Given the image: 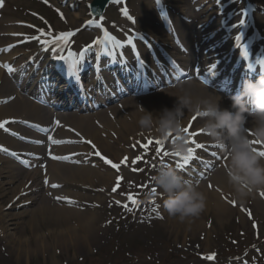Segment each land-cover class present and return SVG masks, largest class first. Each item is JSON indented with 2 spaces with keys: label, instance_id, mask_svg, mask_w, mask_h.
Instances as JSON below:
<instances>
[{
  "label": "rangeland",
  "instance_id": "obj_1",
  "mask_svg": "<svg viewBox=\"0 0 264 264\" xmlns=\"http://www.w3.org/2000/svg\"><path fill=\"white\" fill-rule=\"evenodd\" d=\"M137 1L130 0L131 8L135 13L139 5ZM38 3L35 0H7L8 7L3 16L5 20L12 17L17 22L26 21L43 26L45 24L42 21L38 22L33 18V13L44 18H49L52 13L55 17L56 12L53 9L54 6L58 8L59 5L55 2V5L49 7L48 11ZM59 9L63 8L59 6ZM74 15L66 12V21L57 18L55 22L54 20L50 21L54 22L51 27L57 33L76 28L77 25H71ZM110 15L115 20L119 19L116 14ZM17 30L22 34H27L30 31L21 27ZM90 40V35L87 33L81 37L82 44ZM32 47L40 50L44 48V45L35 42ZM108 179L110 181L102 182V185L95 183V188L91 189V194L88 196H93L92 199H96L93 201L95 204L82 207L83 212L93 213L96 220L95 228H98L97 235H94L89 242H84L83 237L79 238V241L75 240L72 244L66 242L71 237L65 236L64 230L67 226H71L70 222L74 221L67 220L63 224L49 215L45 219L36 215V219L33 220L34 216L30 213L18 226H11L12 223L15 224L12 222L13 220L10 221L7 218L9 221L3 224L6 236L3 233L0 234V264H151L152 260L154 264H164L168 252L173 254L189 253L193 257L199 255L200 258H203L202 262L206 264H225L222 260L228 258H234V264H242L245 260H253V257L256 258L255 264H264V212L261 211V206L255 204L254 201L248 200L241 209H234V212H231L224 220L216 216L215 208H211L209 214L202 212L198 217L192 219V221L195 219L202 221V227L200 226V230L195 234L192 231V221L188 227L177 218H172L173 223L176 221L177 224L169 223L168 217L159 212L160 207L156 205H146L140 209L136 223L135 216L131 218L132 213H127L123 206L124 203L117 204L119 201L117 196L124 199L126 195L135 192L139 187L138 182L136 180L132 183L124 181L127 187L113 192V187L117 186V179ZM214 185L217 186L216 183ZM10 198L11 195L1 198L0 207H5ZM153 208H157L159 216H162L163 219L157 217V213L152 211ZM3 213L7 214L8 212ZM185 226L186 228H184ZM59 233L65 237L66 243H55L54 240ZM76 234L81 235L78 232ZM233 235L234 237L238 236L243 243L238 246L232 245V247L229 238ZM19 239L23 240L25 251L28 249L27 253L18 251L17 242ZM54 244L56 245L55 251L41 248L42 245L50 248ZM243 245L245 246L243 247ZM257 249H259L258 252ZM143 250L152 251V256L149 254L150 257L145 259ZM210 254H215V258L206 259ZM194 263L200 264V261L195 259ZM178 264H189V262L182 259Z\"/></svg>",
  "mask_w": 264,
  "mask_h": 264
},
{
  "label": "bare ground",
  "instance_id": "obj_2",
  "mask_svg": "<svg viewBox=\"0 0 264 264\" xmlns=\"http://www.w3.org/2000/svg\"><path fill=\"white\" fill-rule=\"evenodd\" d=\"M142 1L141 3V9H140V25L141 28L149 26L148 18L153 15V8L151 4L148 2V0H140ZM202 1V3H204ZM184 3L181 1H176L174 7V13L177 14L178 9H188L189 6H187V3L184 7H180L179 5H183ZM211 9V8H210ZM209 9V10H210ZM85 14L82 16L80 15H75L74 16V21L71 22V24L77 25L75 26L76 28L79 27L81 19L84 21L86 18L84 16L88 15L87 9H84ZM152 20V17L150 18ZM7 26H10L8 23ZM142 28V30H143ZM150 28V27H149ZM147 29V28H145ZM181 33L183 36V39L188 43H192V39L190 36L186 35V33L192 32L193 31V24L190 25H182L180 27ZM0 30V34L6 33L5 35L9 36L11 33L15 31H11V29L8 28V30ZM196 32V31H195ZM12 44L11 41L8 39L5 41L0 42V47H4L8 44ZM51 49V48H49ZM136 63V62H135ZM17 69V68H15ZM0 81L2 82L1 87H6V90H2L0 88V99H3L2 106L0 108V117H9L13 116L16 117L19 114H32L31 120L32 121H39L40 119V114L44 113L43 110L37 108L36 106L28 103L24 99H21L20 97L17 98L13 103H11V99L9 97L14 96L15 93L13 94L12 91H10V87L7 86V81L4 78V74L0 70ZM189 91L192 93L194 96H201V95H206L205 91L200 89L197 85L195 84H190ZM187 86V85H186ZM10 91V92H9ZM175 91V90H174ZM168 92H173V91H168ZM175 98L170 97L169 95L166 94H161L158 96L151 97L149 99L145 100V109L149 111H154L155 115H159L157 110H162L164 107L171 108V101L174 103ZM162 101H167L168 104L163 105L160 102ZM135 105L134 101L129 102V106L126 107V110L130 107L132 110V115H123L119 112L115 113L118 116V123L121 128L120 131H118L119 136L117 139H114V126L117 125V123H105L104 120H107V116L104 113H98L95 118L102 121L106 125L103 126V130L105 132H102L103 130H99L98 128H95L92 124H90L89 120H93L90 117L86 118H79V117H64L65 120H63L67 126H72L74 129L78 131L80 136L77 135L76 131H73L70 127L67 126H60L57 125L54 122H51L48 120L47 125L50 129L54 131V133L51 135L52 139L56 140H63L65 143L63 144H58L55 147H50L47 144L48 152H50V157L45 161V152H41L38 147H32L30 146L29 149H20V145L18 144L16 147L17 151L23 152V155L31 156L32 158L35 159L34 166H31L29 169L31 170V175L29 176H23L20 178V176L17 174V170L13 171L12 167L10 165L7 166L8 170H12V172L9 171H4L3 169L0 170V196L7 197L11 194L13 196L11 197L12 199L10 200L11 204L8 205L7 207H10V211L15 210V206L13 205V199L17 198V195L21 193L19 191V184H24L22 186V189L25 187V185L28 183L27 179L29 181L33 182V186L28 188L27 190H23L22 192L29 191L32 188H35L34 191L30 192V199L25 200L23 202H31V206L37 205L35 207L36 209L32 210L31 206L27 210H22L21 212H14V215L10 214H3L2 211H0V232L3 233L4 236H6V229L3 227V223L8 222L9 220H13L14 222L17 221V223H20V220L25 218L27 215L32 213L33 220L36 219V215L40 216L42 219H45L48 215L53 216L56 218L57 221L62 222L65 224L67 220L74 221L70 222L71 226H67L64 230L65 236L70 238L66 242H69V244H72L75 242V240L79 241V238L84 239V242H89L93 236L97 235L98 228L96 229V220L93 217V214L90 213H84L80 210V208H75L72 206H78V204H81L83 202H86L88 205H90V200L89 198L85 197L84 195H81L80 193H77L78 190H83L84 187H93L96 182L102 183L105 181H110L107 177V174H104L103 172H108V171H103L106 170V165H104V162L100 163H92L87 166H84V160L87 157L88 150L85 149L84 147H80L79 144H87L85 140L87 141L86 138H88V141H91L92 144H94L96 147L93 148L94 150H99L102 153H105L106 155H109L110 158L112 157L114 160L117 159V151L121 150L120 146L122 145L128 134H134L137 137L139 134V126L137 123V120L140 116L138 110L135 111L133 108ZM144 106V105H143ZM130 113V112H128ZM192 114L185 112V117H184V124L186 121L190 118ZM28 121H31L27 118H22ZM49 119V118H48ZM23 120V122H25ZM31 121V122H32ZM83 126H85V129L83 130ZM63 130H65L63 132ZM106 133V131H108ZM28 131V128L21 129V135H24ZM84 133L89 134L90 136H83ZM25 141L29 143L31 142L32 144H35L34 141H40L38 143V146H41L44 144L43 138H41L39 135H35L33 138L28 140L27 138L31 137L30 135H25ZM134 136V137H135ZM251 136V135H250ZM49 138H46L45 140L48 141ZM84 139V140H83ZM51 140L49 139V142ZM68 141H73V143H68ZM14 146V144H12ZM257 151H264L261 148H258ZM53 156H68L70 159L68 160H56L52 159ZM92 161V160H90ZM1 164V160H0ZM226 160L224 161L222 168H226ZM47 179L48 183L45 184L44 181ZM43 180V181H42ZM217 184V187L214 192H210L209 189L205 188L202 189L201 191L205 194L206 196V207L203 212L209 214L211 211V208H215V213L216 216L219 219H225L227 216L230 215L231 212H234V209L236 206L238 207L241 205L236 199L233 198L232 195V190L229 188L227 184V177L225 174H221L219 178L215 181ZM44 184V186H43ZM52 184H57L60 185V187H57L55 189H62V191L57 192L56 194H64L66 198H69L73 203H69L68 200L63 201V203L60 205H51L49 203H46L43 199H40L39 197L42 195L43 191L42 189H46L47 187H51ZM13 189L11 186H15ZM52 188V187H51ZM36 192H39L38 194ZM68 192V193H67ZM16 193H18L16 195ZM48 193V192H47ZM264 193V191H261L259 193H256L253 197L249 198V201H256L260 203L259 201V194ZM2 194V195H1ZM28 196V194H27ZM0 198V199H1ZM247 200V201H248ZM38 201L39 203L34 204V202ZM8 202V203H10ZM234 202V203H233ZM78 203V204H77ZM247 203V202H246ZM6 206V205H5ZM54 206H60V207H54ZM3 207V206H2ZM0 207V209L2 208ZM31 208V211H30ZM3 209V208H2ZM1 209V210H2ZM8 210V209H6ZM19 210V209H18ZM236 211V210H235ZM10 213V212H9ZM166 216L168 217L169 223H173V220L171 217L168 216L166 212H164ZM166 217V218H167ZM7 218L9 220H7ZM7 220V221H6ZM192 231L195 233L196 231L200 230V226L202 227V221L199 219H195L192 221ZM192 222H184V224L188 227V224ZM32 223H34L32 221ZM176 223V221H174ZM173 223V224H174ZM177 224V223H176ZM13 226H16L13 225ZM186 226L184 228H186ZM96 229V230H95ZM80 233L81 235H77L76 233ZM196 234V233H195ZM65 237H63L60 233L57 234L55 238V243H61L65 241ZM18 251L21 253H27L28 249L25 251V245L22 239H19L17 242ZM41 248L43 250H56V245L54 244L53 247L52 245L50 248H47L45 245H42ZM45 253V252H44Z\"/></svg>",
  "mask_w": 264,
  "mask_h": 264
},
{
  "label": "clouds",
  "instance_id": "obj_3",
  "mask_svg": "<svg viewBox=\"0 0 264 264\" xmlns=\"http://www.w3.org/2000/svg\"><path fill=\"white\" fill-rule=\"evenodd\" d=\"M190 86L185 82L177 85L175 91L166 92L175 100L171 108L157 110L159 115L141 106L142 114L137 120L140 134H152L161 140H168L174 134L176 139L170 143V151L186 154L189 145L184 131L185 112L199 114L203 118L201 130L226 156L224 173L233 198L244 204L264 191V156L258 154L253 143L264 142V75L244 80L228 97L229 107H222L224 98L213 93L192 95ZM150 179L160 191H146L145 202L159 195L169 217L191 222L205 210V194L175 166L160 162Z\"/></svg>",
  "mask_w": 264,
  "mask_h": 264
},
{
  "label": "snow or ice",
  "instance_id": "obj_4",
  "mask_svg": "<svg viewBox=\"0 0 264 264\" xmlns=\"http://www.w3.org/2000/svg\"><path fill=\"white\" fill-rule=\"evenodd\" d=\"M116 2H119V0H116ZM216 2L218 5H221V8L218 10L222 12V0H216ZM237 2H239V0H237ZM156 4L158 5L161 16L163 18L167 19V12L162 5V0H156ZM3 6H4V0H0V8H2ZM90 7H92V6H90ZM123 14L128 19H130V20L132 19V17L129 16L127 8L123 9ZM237 15L240 16V19L238 20V22L231 24V28L233 30H237L236 34H234L235 46L240 50L243 57L248 58L250 56L249 44L244 42L246 34L243 31V29L248 27V25L246 23V18L249 16V11H248L247 7H245L244 9H240L237 12ZM104 19H105V17L101 14L99 16V20L90 19L88 21V23L89 24H96V25L102 27L101 22ZM134 22L135 21H133V23ZM168 22L170 23V21H168ZM37 31H38L39 35L32 36L30 39L40 42L42 45L45 46L46 51L49 50V48H51V50L56 53L55 59L57 61L63 62L60 65L61 70L63 71L64 67L67 66V76L69 78V83L75 82L78 86H80L81 73L84 70L85 56L90 50H93L94 46H96L97 48H100L104 53L107 54L108 57H113V58L117 55V50L122 49L126 44L131 45L135 49V44L133 43V37H128V39L126 41L122 42L115 35L111 34L107 28H103L102 37H98L97 39H95L91 45L85 46L79 53L68 50L67 54H64L65 48L68 44V38L75 35V32H71V31L70 32H61L57 36H55L53 39H41V37H44L48 34L45 33V31L43 29H38ZM139 39L144 40L145 43H147V41L145 40V38L143 36L139 37ZM179 43H180L179 39L177 38V44H179ZM14 46L15 45H9L7 48L0 49V52L10 51L11 48ZM149 47H150V45H149ZM181 47H182V45H181ZM120 56H121L120 63L126 65L127 61L123 59V54L120 53ZM135 56L138 60L139 65H143L144 61L139 58L138 52L135 53ZM113 62H116V61L113 60ZM219 62L220 61L217 60L215 63L210 65V67L208 69L210 76L216 75L215 69L217 68V64H219ZM257 62L261 66V72H264V58H258ZM170 63H171V65L174 66V71L171 72L170 74L174 75L175 79L177 81H179L181 79V77L185 74H184L183 70L179 68V65L176 64L175 60L171 61ZM0 67L5 68L9 75L13 74L16 71L15 68H13L11 65H8V64H0ZM97 70H99V69L97 68ZM247 70H251V72L254 73L256 71V68H255L253 63H248L246 66V73H247ZM198 75H199V72H198ZM199 78L204 83H206V84L208 83V81L205 80L202 75H199ZM141 80L143 82L144 88H148L150 86H153L152 82L150 80H148L146 77L142 78L141 73L137 72V74H136L137 87L140 86ZM3 102L6 103L7 101H3ZM197 117H200L199 114H195L191 119L193 121H195L197 119ZM8 123H9V121H7V120L0 121V129H3L6 132L9 131V129L7 127H5V125ZM56 124L59 125V121H56ZM35 127H39V126H35ZM191 127H192V125L190 123L188 125V127H186L184 129V131L186 133H188V135L190 137H197L198 138V136H199L198 132H196L195 130H193L192 132H189V128H191ZM41 130L42 131H48L47 129H41ZM12 134L18 135V133H12ZM77 135H79V134H77ZM21 139H24V137H21ZM49 139L51 140V142L53 144L58 145V144L65 143V141H63V140H56V139H52L51 137H49ZM173 142H174V140H173ZM34 143H40V141H34ZM68 143H73V141H68ZM87 143L91 144V146L93 148L96 147L94 144H92L91 141H87ZM156 143L161 144L163 142L160 140H157ZM186 143H189V140H187ZM190 143L192 145H194V147H189L188 155H186V156H181V154L175 153V152H171V153L165 152L164 155H172V156H176V157H181V159L177 162L176 167L183 169L186 166L190 165V163L193 160L198 159V156L196 154L195 149H203L205 147L204 144L197 143L196 139H191ZM253 143L259 144V143H264V142H258V141L254 140ZM215 146L219 148L218 145H215ZM0 151L8 152L9 150L7 148H4L2 145H0ZM157 151L159 153L160 149H158ZM10 154L13 156H17V153H15V152H11ZM258 154L260 156H264V151H258ZM95 155L101 156V154L98 151L95 153ZM211 155L213 157H216L217 153L212 152ZM52 159L68 160V159H70V157H68V156H53ZM101 159L104 161L105 164L110 165L111 168L116 170L117 172H119V170L121 168V163H127V161H128V157H124L123 161L119 162V163L113 162L111 159H109L107 157H103V156H101ZM139 159L140 158L137 157V160H139ZM21 163L27 166L29 162L27 160H21ZM133 163H135V161H133ZM120 179H121V177L118 176L117 177V186L113 187V189H112L113 192L117 191V187L119 186ZM44 183L45 184L48 183L47 179H45ZM51 187L57 188V187H60V185L52 184ZM153 192H155V190H153ZM22 194H25V193H22ZM49 195H51V193H49ZM261 195H264V193H261ZM56 199L57 200L65 199V200H68L69 203H73V201H71L69 198H66V197H56ZM129 200L132 202L133 205L138 206L139 202L136 199L129 196ZM119 203H120V201H117V204H119ZM153 203H155V202L153 201ZM123 206L128 211L133 210L132 208H129L128 204H124ZM152 211L157 213L158 218L163 219L162 216H159L157 208H153ZM249 215H251V213H249ZM258 251H259V249H257V252ZM214 258H215V254H210L206 257V259H209V260H212ZM253 260H255V257H253ZM244 264H247L246 260L244 261Z\"/></svg>",
  "mask_w": 264,
  "mask_h": 264
},
{
  "label": "water",
  "instance_id": "obj_5",
  "mask_svg": "<svg viewBox=\"0 0 264 264\" xmlns=\"http://www.w3.org/2000/svg\"><path fill=\"white\" fill-rule=\"evenodd\" d=\"M108 0H96L93 5L94 13H101L106 5Z\"/></svg>",
  "mask_w": 264,
  "mask_h": 264
}]
</instances>
